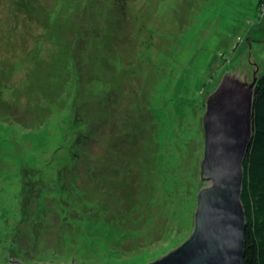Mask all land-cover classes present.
Masks as SVG:
<instances>
[{
    "label": "rangeland",
    "instance_id": "obj_1",
    "mask_svg": "<svg viewBox=\"0 0 264 264\" xmlns=\"http://www.w3.org/2000/svg\"><path fill=\"white\" fill-rule=\"evenodd\" d=\"M116 1L0 0V264H145L193 232L205 104L225 73L251 84L263 69L264 0ZM115 117L129 119L125 133ZM134 120L156 126L138 132ZM77 131L89 133L81 145ZM104 144L129 166L123 225L70 181L72 163L90 169ZM82 214L106 218L89 223L93 236L118 229L122 256L78 237Z\"/></svg>",
    "mask_w": 264,
    "mask_h": 264
},
{
    "label": "water",
    "instance_id": "obj_2",
    "mask_svg": "<svg viewBox=\"0 0 264 264\" xmlns=\"http://www.w3.org/2000/svg\"><path fill=\"white\" fill-rule=\"evenodd\" d=\"M256 81L255 73L251 84L225 73L217 91L207 99L202 174L209 183L198 193L193 232L177 248L145 264H244L245 208L240 192L252 139ZM24 262L16 257L10 264Z\"/></svg>",
    "mask_w": 264,
    "mask_h": 264
},
{
    "label": "trees",
    "instance_id": "obj_3",
    "mask_svg": "<svg viewBox=\"0 0 264 264\" xmlns=\"http://www.w3.org/2000/svg\"><path fill=\"white\" fill-rule=\"evenodd\" d=\"M116 2L118 4L125 5V3H127V0H117ZM263 6H264V3L261 2L260 8ZM260 11H262L261 14L263 15L264 14V8H261ZM50 13L51 12H49V14H47V16H49ZM95 29L96 28L91 27V32L95 33L96 37L98 36L97 38H99L100 34L98 35V32ZM88 30H89L88 28H85L84 32L88 31ZM93 39L96 40V38H93ZM216 91L212 92V94L209 96L208 100ZM208 100L205 104L206 107H207ZM252 101H253V107H252V114H253L252 115V120H253L252 139H251L250 145L248 147V150L246 152L245 160L243 163L244 179H243L241 192H240V198H241L242 204L245 208L244 264H264V67H263V69H260V72L257 74V81H256L254 89H253ZM106 119H108V116H106ZM115 119L119 121L118 124H116L118 127V128H116L118 130V134H120V132L122 131L123 128H124V133H125L126 129L130 126L128 124L129 119L124 118V117H123V120L119 119V117H117V118L115 117ZM77 122L81 123V125L87 124V122H85L82 119H77ZM131 122H133L132 126H138L137 127L139 129L138 132H141L145 129L146 130L149 129L150 130V131L148 130L149 134L152 132V130L156 126V124L154 122L150 123L148 121H145V122H147V124L150 125L148 127H147L145 122L143 123V126H142V123L140 121H138L139 124H137L136 123L137 121H135V120L131 121ZM133 128H131V129H133ZM132 132H134V131L128 130V133L132 134ZM78 134L79 133L77 131V138H78V141H79V139L81 140V141H79V143L81 145V142L84 141L83 140L84 138L86 139V137L89 135V133L84 132V134H83L84 137L80 136ZM109 134H110V132L109 133L106 132L105 137H106V139H109L111 141V140H113V137H111ZM204 137H205V134H204ZM204 141H206V137H205ZM204 141H203V145H204V151H205L206 143ZM151 142H152V138L149 137L146 141L147 147H148L146 149V151H147V153H150V156L152 157L154 148L150 149ZM103 143H105V140H103ZM142 144H143V142H140V145H142ZM108 145L109 144L102 145L101 146L102 151L97 152L96 153L97 155L96 154H94V156L90 155L91 156L90 162L92 163V166L90 169L83 170L85 172L82 174L85 175V180L88 179V181H86V183L89 185L90 191L87 189H84L81 186V183L78 184V178H79L78 172H83V171H81L82 169L77 171L76 166L78 164L76 165V162L72 163V167L70 169V172L72 173V177H71L70 181H72L76 178V180H77L76 187L82 193L87 194V196L89 197V200H90L89 202L91 204H98V203L100 204L101 203V204H104V206L106 208H108L106 211H107L109 218H111L112 216L115 217V218H111L112 219V221H110L111 224L118 222V223H121V225H123V223L125 222L124 218L115 216V214L117 213L116 212L117 208H119L120 207L119 205L122 203L120 197H122V195H124V191H123L124 189H120V186H121L120 184H122V183H119L118 180L122 179V178L126 177V175H128L129 166H127L126 167L127 170H125L124 163H122V162L119 163L121 161L120 158L123 160L122 154L125 155V152L122 151L121 148L115 149L114 147H113L114 149L109 150ZM132 145H133V143H132ZM183 154L185 155L186 153L183 152ZM140 155L141 154H139V156ZM104 158L106 160H104ZM142 160H145V162H146V160H148V159L146 157H143ZM202 164H203V162H202ZM197 167L199 170H197L195 173L197 174L196 176L198 179L194 180V182H197V184L193 189L196 191V189L198 188V192H199L204 186H206V183H205L206 180L203 179L202 165L197 166ZM140 168H141V170L143 169L142 166ZM146 169H148V174L153 177L154 186L151 188L153 191L152 195L154 198H157L156 188H155L156 177L153 174L155 172V170L151 171L152 169L149 168L148 164L146 165ZM94 177L99 178L100 182L97 185L92 186L91 183H92V179ZM181 181H183V179ZM128 186H130V184L126 183L125 187H128ZM125 187H123V188H125ZM86 188H88V187H86ZM126 189H129V188H126ZM126 200H128V199H126ZM114 202H116L117 204L114 205ZM122 206H123V203H122ZM193 207H194V202H193ZM110 213H113V215L110 216L109 215ZM128 214L130 215V212L127 213V215ZM159 215L162 216L161 219L163 220V223H164L163 214L161 212H159ZM159 215H158V217H159ZM167 217H168L167 219L170 222L172 217L168 216V208H167ZM130 219H132L131 221H133L135 223H138L140 221V219L136 220L135 217H131ZM92 220L101 221L100 223H104L103 221H106V218H100V217H95V216L85 215V214L78 215L75 218V221H77V223H79V226H78L79 236L78 237H83L82 239H85V240L86 239L92 240V242L96 246L97 245H99L101 247L106 246L107 249H110L108 252V256L112 253H113V255L116 254L117 256H122L124 249H126V246L120 245V242H118L119 236L117 237V233L115 232L118 229H110V231L108 230L109 231L108 233L101 232V233H103V235H101V236H95V235L93 236V231L94 232H98V231H95L94 229L89 228L88 225ZM152 221L155 224H157V227H158L159 223L162 222L161 220L159 221V219L157 220V217H156L155 220H153V219L148 220V224L151 223ZM47 226H49L48 228L50 229L51 225L48 224ZM54 229H56V235H57L58 230H57V228H54ZM111 243H114V245H110ZM101 250L102 249H100V251ZM100 251H98L99 255H100ZM108 256H107V258H108ZM14 261H16V260H14ZM33 261H35V260H33ZM8 262L9 261L7 260L6 264ZM49 262L50 261L41 262V264H49ZM106 264H108V263H106Z\"/></svg>",
    "mask_w": 264,
    "mask_h": 264
},
{
    "label": "flooded vegetation",
    "instance_id": "obj_4",
    "mask_svg": "<svg viewBox=\"0 0 264 264\" xmlns=\"http://www.w3.org/2000/svg\"><path fill=\"white\" fill-rule=\"evenodd\" d=\"M238 85H241L240 83Z\"/></svg>",
    "mask_w": 264,
    "mask_h": 264
}]
</instances>
